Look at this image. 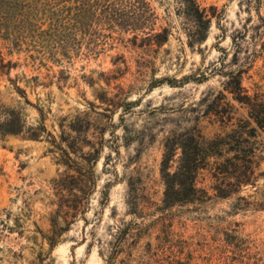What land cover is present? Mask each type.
Instances as JSON below:
<instances>
[{"label":"rangeland","instance_id":"obj_1","mask_svg":"<svg viewBox=\"0 0 264 264\" xmlns=\"http://www.w3.org/2000/svg\"><path fill=\"white\" fill-rule=\"evenodd\" d=\"M148 1L156 27L169 29L161 46L145 44L142 32L135 40L134 33L111 28L105 19L85 33L51 34L41 20L27 23L0 8V114L15 108L26 126L47 127L39 140L0 138V264H107L119 227L132 220L149 226L132 257L120 255L132 264H264V134L254 138L260 158L255 187L244 186L232 198L160 209L166 137L197 127L212 138L232 127L206 112L225 80L214 66L223 50L233 51L232 38L248 20L256 24L264 17V0H199L215 7L220 20L214 18L207 39L192 46V23L179 2ZM256 82L264 83L262 57L244 74L246 86ZM105 92L132 105L112 113L98 98ZM235 105L233 122L247 116ZM76 115L87 132L70 128ZM98 127L106 131L97 187L86 213L67 224L57 213L53 185L65 167L52 141L60 143L65 135L79 145L94 142ZM90 149L86 145L71 157L83 161ZM199 181L210 185L208 175ZM135 195L149 203L144 218L133 213ZM160 215L165 220L158 222Z\"/></svg>","mask_w":264,"mask_h":264},{"label":"trees","instance_id":"obj_2","mask_svg":"<svg viewBox=\"0 0 264 264\" xmlns=\"http://www.w3.org/2000/svg\"><path fill=\"white\" fill-rule=\"evenodd\" d=\"M177 1L186 18L192 23L188 30L190 45L204 42L214 18L217 22L220 20L217 9L212 7L209 10L199 0ZM3 7L27 23L41 20L42 24L48 25L45 31L51 34L85 33L95 20L102 22L105 19V23L111 28L118 27L125 32L134 33L135 40L138 39L139 32H142L145 34L142 41L148 45L161 46L169 39L168 28L156 27L158 17L148 0H0V8ZM248 21L233 36V51L230 53V50H223L224 56L214 66L215 71H220L225 80L223 89L208 99L206 108V112L216 120L232 127L212 138H207L197 127L166 137L161 161V175L165 186L161 213L166 208L201 203L214 196L232 198L244 186L257 185L256 171L260 158L254 138L259 133L264 134V83L256 82L253 86H246L244 74L253 68L257 59L264 58V17L260 16V22L256 24L252 19ZM245 42L249 44L245 45ZM241 53L248 55L241 60ZM230 64L236 68H227ZM227 94L231 101H226ZM98 98L106 104L105 109L112 113L120 106L127 109L132 105V101H116L106 92L98 95ZM235 103L246 110L247 116L233 122ZM1 114L2 139L14 135L39 140L47 131L44 123L26 126L22 113L15 108L7 107ZM79 119L80 116L76 115L70 128L76 133L87 132L80 125ZM105 131V127H98V135H95L97 141L83 140L81 145L78 138L71 139V136L67 138L65 135H61L60 143L56 139L52 141L61 149L60 163L65 167L60 177L54 179L53 185L58 197L57 213L67 224L71 223L68 221L70 217L86 213L91 195L97 187L98 175L95 167L101 157ZM62 141L67 143V147H62ZM86 145L91 149L81 155L83 161L71 157L72 152L77 153ZM202 174L209 176L208 187L200 185L199 177ZM130 204L133 213L144 218L149 203L135 195L131 197ZM161 220H165L164 215H160L157 221ZM148 230L149 226L143 220H132L119 227L107 264H132L128 258H120V255L126 253L127 257H132V247L137 245Z\"/></svg>","mask_w":264,"mask_h":264}]
</instances>
